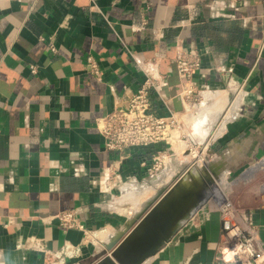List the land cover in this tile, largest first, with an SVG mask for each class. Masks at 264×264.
I'll return each mask as SVG.
<instances>
[{"label": "crops", "instance_id": "1", "mask_svg": "<svg viewBox=\"0 0 264 264\" xmlns=\"http://www.w3.org/2000/svg\"><path fill=\"white\" fill-rule=\"evenodd\" d=\"M181 47L199 54L201 68L193 76L197 100L178 112ZM156 72L167 80L191 145H205L229 177L256 163L264 169V0H0V264H46L41 251L16 250L27 236L43 238L51 251L82 245L80 259L68 264H95L143 213L137 197L189 173L176 144L157 143L127 149L123 185L101 188L102 172L120 156L105 149L97 120ZM152 104L170 113L155 95ZM165 150L166 166L152 174ZM198 207L143 264H231L232 254L221 252V214L192 215ZM65 211H77L84 229L52 218ZM247 213L264 242V204ZM86 231L95 238L87 245Z\"/></svg>", "mask_w": 264, "mask_h": 264}, {"label": "built area", "instance_id": "2", "mask_svg": "<svg viewBox=\"0 0 264 264\" xmlns=\"http://www.w3.org/2000/svg\"><path fill=\"white\" fill-rule=\"evenodd\" d=\"M55 51V48L52 47ZM87 62L91 71L97 76L101 70L94 57L88 56ZM35 72V66H31ZM201 68V58L195 51L180 48L177 54V73L184 83V88L179 97L182 103H195L197 100L193 76ZM167 80L164 75L147 73L144 82L130 96L122 102L115 104L107 114L97 121L100 134L104 139L106 150L119 154V160L111 164L101 174V188L104 192L112 193L121 188L123 179L120 174V165L124 158V152L134 147H148L157 143L169 145L174 150L175 141L188 139L185 122L179 116V111L171 109L172 97L165 93ZM157 96L169 109L167 115H160L153 109L152 97ZM190 143V142H188ZM188 150H193L192 145ZM171 153L159 152L151 172H159L165 163V159ZM235 181H232V184ZM217 211L221 214L223 226L221 229V252H230L233 256L231 264H264V242L259 238L256 228L250 223L247 210L239 208L228 195H212L206 203L201 204L193 213L206 214ZM59 220L60 225L66 229L80 228L83 225L78 220L77 211H65L52 217ZM86 241L93 240L94 235L86 231ZM18 251L35 250L45 254L46 264H68L69 260L77 261L82 256V245H74L66 242L60 250L48 249L43 238L27 236L20 238L15 243Z\"/></svg>", "mask_w": 264, "mask_h": 264}, {"label": "water", "instance_id": "3", "mask_svg": "<svg viewBox=\"0 0 264 264\" xmlns=\"http://www.w3.org/2000/svg\"><path fill=\"white\" fill-rule=\"evenodd\" d=\"M174 104L177 111L182 109L179 96L174 98ZM181 176H174L171 186L158 190L150 199L149 203H153L144 207V213L136 214L128 221L126 227L130 228L129 232L120 239L112 238L106 245L103 257L95 264H143L170 238L180 221L191 214L207 192L201 183L185 193L182 200L170 199Z\"/></svg>", "mask_w": 264, "mask_h": 264}, {"label": "rangeland", "instance_id": "4", "mask_svg": "<svg viewBox=\"0 0 264 264\" xmlns=\"http://www.w3.org/2000/svg\"><path fill=\"white\" fill-rule=\"evenodd\" d=\"M182 141H184V140H182ZM184 142L186 144V147H182L183 145L179 146L180 144L176 145L175 149H177V150H176L175 154L181 156L182 153H185L186 150H188L187 143L190 142V140L188 142H186V141H184ZM175 143H176V141H175ZM192 147H193V150L192 151L188 150V154L189 153L190 154L189 155L187 154L189 161L186 162V161H183V159H182V161L179 165L182 167H185L187 165L186 169H189L188 167L193 168L194 166L199 165V167H200L199 169L201 170V172H199V175H197L195 177L197 178V181L199 184L203 183L202 186H204V188L207 191L206 196H205V197H207L206 198V202H207L208 199L212 195H215V192L212 189L215 186V183H217V181H219L221 178L225 177L227 175L228 171H227V169H224V168H221L220 166H218L219 162H216L215 160H213L212 155L205 153V149H204L205 145H201V144L194 145V144H192ZM181 148H183V150ZM179 150H180V152H179ZM193 154H194V156H193ZM212 163L213 164L216 163L217 167H215L216 166L215 165L214 166L215 168H214ZM256 165H258V163L254 164V166H252L248 172H245L244 174L243 173L240 174L238 176L239 178L238 177L235 178L233 176L232 177L228 176L227 179H228V182H230V184L227 183L226 184L227 187H226V185H224L223 186L224 188L221 186V192H222L221 194L223 195V193H226V191H227L228 195L233 200V202L239 208H242L245 210H248V208H250L251 206L264 204V169H262V168L261 169L258 168V170L253 169ZM249 173H250V175H249ZM179 175H181V174H179ZM187 176H184V177H187ZM232 181H235V182L232 184ZM171 184H172V181L166 186V188L171 186ZM197 185L198 184H196L195 186H197ZM195 186H194V188H195ZM222 188H223V190H222ZM155 194H156V192H150L149 191L144 196L140 195L139 197H137V198H140L141 201L144 203V206H142L143 213L145 210L144 207L147 205L150 206L151 203H153V201L151 203H149V202L151 201L150 199ZM133 204L134 203H132L131 201L128 202L127 206L129 208L128 210H130V211L127 213H130L134 209L135 205H133ZM200 205H198V206H200ZM101 233H104V232H101ZM93 240H95L94 237H93Z\"/></svg>", "mask_w": 264, "mask_h": 264}, {"label": "bare ground", "instance_id": "5", "mask_svg": "<svg viewBox=\"0 0 264 264\" xmlns=\"http://www.w3.org/2000/svg\"><path fill=\"white\" fill-rule=\"evenodd\" d=\"M214 94V93H213ZM229 94V93H228ZM209 95V94H208ZM212 94H210V96H211ZM213 96V95H212ZM186 103V102H185ZM192 105V104H191ZM190 106V105H189ZM195 108H197V106L196 107H188V109H187V111H190L191 112V114H192V112H193V110L195 109ZM199 110V109H198ZM184 115V114H183ZM183 117V116H182ZM193 119V118H192ZM195 123V122H194ZM183 142V143H182ZM176 145H179V146H182V147H186V144H185V142L184 141H182V140H180V141H176V143H175ZM191 144L189 143H187V147H189ZM176 147V146H175ZM182 150H183V148H181ZM177 150V149H176ZM185 150V149H184ZM190 151V150H189ZM192 151V150H191ZM179 152H180V150H179ZM184 152V151H183ZM194 152V151H193ZM178 153V152H177ZM188 154V150H186V152L185 153H182V156H186V155ZM190 154V153H189ZM188 154V155H189ZM187 155V156H188ZM171 156V154L169 155V156H167L166 157V159H165V163H164V165L166 166V163L168 162V159H169V157ZM186 156V157H187ZM193 156H194V154H193ZM192 156V157H193ZM204 156V155H203ZM187 159H188V157H187ZM189 161V160H188ZM264 162V161H263ZM262 162V163H263ZM172 164V163H171ZM213 164V163H212ZM264 164V163H263ZM173 165V164H172ZM216 165V166H215ZM217 167V164L216 163H214L213 164V167ZM257 166V165H256ZM259 166L260 165H258L257 167L259 168ZM212 167V166H211ZM214 167V168H215ZM220 167H221V165H220ZM164 168V167H163ZM162 168V169H163ZM200 167H199V165H196V166H194L193 168H191L190 169V171H189V173L188 174H186L185 176H187V177H183L180 181H178V183L176 184V186H175V191H174V194H173V196H172V198H170V199H172V200H174V195H175V193H179V192H181V191H183L184 190V188H186L187 186L189 187V188H192V189H194V186L196 185V184H199L198 183V181H197V178L195 177V176H197V175H199V172H201V170L199 169ZM257 168V169H258ZM262 168V167H261ZM256 169V170H257ZM170 170V169H169ZM253 171V170H252ZM175 172V171H174ZM204 172V171H203ZM205 174V173H204ZM168 176H173V173L172 172H169L168 174H167ZM212 175V174H211ZM226 175V174H225ZM161 176V175H160ZM165 176V174H163L162 175V178ZM174 176H175V174H174ZM229 176V171H228V173H227V175L225 176V177H223V178H221L219 181H217V183H215V186L212 188L213 190H214V192H215V195L218 197V196H220V197H222V196H224L225 195V193H223V195L221 194L222 192H221V186L223 187L224 185H226L227 183H229L230 184V182H228V179H227V177ZM169 178V177H168ZM181 178V177H180ZM199 178V177H198ZM202 178V177H201ZM165 179V178H164ZM200 179V178H199ZM219 179V178H218ZM165 181V180H164ZM214 181V180H213ZM200 182V181H199ZM162 185V184H161ZM163 186V185H162ZM196 187V186H195ZM226 187H227V185H226ZM224 188V187H223ZM223 188H222V190H223ZM157 189H158V187H157ZM208 189V188H207ZM159 190V189H158ZM149 191V190H148ZM154 192V191H153ZM156 192H157V190H156ZM210 194V193H209ZM185 195V194H184ZM184 195H183V197H184ZM144 196V195H143ZM154 196V195H153ZM211 196V195H210ZM182 197V198H183ZM200 205V204H199ZM139 209V208H138ZM138 211V210H137ZM136 213V212H135ZM134 215V214H133ZM193 215V214H192ZM186 221V220H185ZM182 223V222H181ZM106 235V234H105ZM110 237V236H109ZM107 240V239H106Z\"/></svg>", "mask_w": 264, "mask_h": 264}]
</instances>
